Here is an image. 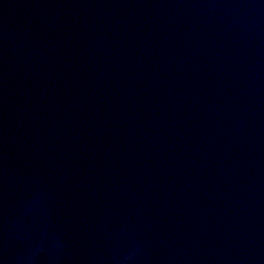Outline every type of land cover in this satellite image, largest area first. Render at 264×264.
I'll list each match as a JSON object with an SVG mask.
<instances>
[{"label": "water", "instance_id": "water-1", "mask_svg": "<svg viewBox=\"0 0 264 264\" xmlns=\"http://www.w3.org/2000/svg\"><path fill=\"white\" fill-rule=\"evenodd\" d=\"M5 165L80 252L103 219L144 264H264V0H0Z\"/></svg>", "mask_w": 264, "mask_h": 264}, {"label": "clouds", "instance_id": "clouds-1", "mask_svg": "<svg viewBox=\"0 0 264 264\" xmlns=\"http://www.w3.org/2000/svg\"><path fill=\"white\" fill-rule=\"evenodd\" d=\"M17 191L23 195L9 206L8 194ZM55 211L53 192L41 177L14 173L7 165L0 169L3 264H144L145 246L138 226L113 227L101 219L94 232L102 242L100 250L80 252L56 220Z\"/></svg>", "mask_w": 264, "mask_h": 264}]
</instances>
